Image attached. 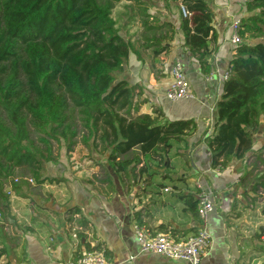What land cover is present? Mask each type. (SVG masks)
I'll use <instances>...</instances> for the list:
<instances>
[{"label": "trees", "instance_id": "obj_1", "mask_svg": "<svg viewBox=\"0 0 264 264\" xmlns=\"http://www.w3.org/2000/svg\"><path fill=\"white\" fill-rule=\"evenodd\" d=\"M122 1L133 3L141 26L134 40L121 34L112 17ZM150 1L0 0L1 221L9 215L11 196L32 183L28 176L35 186L64 181L45 172L48 163H58L61 154L55 149L62 146L68 155L81 144L104 156L126 189L152 184L155 175L163 179L156 184L164 187L163 181L172 178L162 170L172 165L173 143L188 147L195 121L167 119L154 103L149 112L142 111L148 103L143 88L119 77L130 56L142 59V51H147L155 58L171 49L174 26L149 11ZM170 1H179L178 8L190 14L181 15L182 45L196 59L200 73L207 75L217 45L210 0ZM244 4L247 15L240 18L238 30L242 42L233 44L235 55L229 59L213 130L203 137L209 165L216 170L246 157L260 125L264 133V0ZM263 164L259 152L252 170ZM99 166L103 175L95 178L110 189L112 174ZM257 172L261 174L251 187L256 196L260 187L264 191V169ZM180 198L198 218L197 196ZM170 234L186 235L176 230ZM5 250L0 247V258Z\"/></svg>", "mask_w": 264, "mask_h": 264}, {"label": "crops", "instance_id": "obj_2", "mask_svg": "<svg viewBox=\"0 0 264 264\" xmlns=\"http://www.w3.org/2000/svg\"><path fill=\"white\" fill-rule=\"evenodd\" d=\"M209 5L212 9L210 1ZM159 7L163 12L160 21H171L174 26L170 51L155 58L147 55V51H142V59L130 56L119 77L143 88L148 103L143 105L142 111L149 112L150 103H154L162 108L167 119L195 121V131L187 140L188 147L183 142L172 147L177 154L172 161L180 170L184 169L181 175L186 176L183 177L195 176L202 187L212 193L214 209L203 225L180 198L186 194L196 196L194 186H130L126 189L114 180L110 189L109 186H93L84 176V170L67 168L66 156L61 155L54 166L56 170L59 167L56 172L61 175L49 172L53 171L50 170L52 163L47 164L46 174L63 178L64 182L23 186L20 194L11 196L9 215L5 216V221L0 220V244L7 248L10 244L13 252L4 253L0 264H65L97 245L110 264H189L182 259L139 253L132 229L134 222L152 232L176 230L177 235L192 234V228H205L209 233V245L200 264H264V248L258 247L250 234L242 230L240 225L245 227L246 216L235 208L239 204L251 208L250 198L257 197L251 187L257 180L259 168H252L254 156L259 152L264 155L263 125L252 134V148L246 157L233 159L224 170L210 167V151L203 139L213 130L223 73L229 59L235 55L229 38L231 23L238 18L222 11L214 15L212 9L217 45L210 71L212 79L208 81L206 75L200 73L196 59L182 45V14L176 9L178 7L167 11ZM176 59L184 62L191 96L168 101L165 89L171 82L170 69ZM249 170L251 174L242 180ZM167 187L170 191L165 192ZM8 230L20 236L17 246L6 241Z\"/></svg>", "mask_w": 264, "mask_h": 264}, {"label": "rangeland", "instance_id": "obj_3", "mask_svg": "<svg viewBox=\"0 0 264 264\" xmlns=\"http://www.w3.org/2000/svg\"><path fill=\"white\" fill-rule=\"evenodd\" d=\"M171 2L172 1L170 0H165V1L164 0H152L150 2H147L149 3L148 9L158 18V20H161L160 17H162V15L160 14H162L163 12L160 9H158L157 6L158 7L161 6L159 8H164V10L166 11L170 10L174 6L178 7L179 1H177L176 3L174 2L171 3ZM165 3L166 5H164ZM210 4L212 6L214 15H216L217 12H221V11L224 12L225 14L228 13L230 15H235V17L238 19H240L244 15L245 16L247 15L245 4L243 3L242 0H210ZM132 6H133L132 2H126V1L120 2L112 10V17L115 19L117 23L116 26L120 30L121 34L127 38H131L134 40L138 37L139 32L141 30V26L139 24L137 14H135ZM176 9L180 11L179 8H176ZM244 38L245 37H243V39ZM251 41L253 42L254 40H251ZM181 62L184 66V62L182 60ZM184 70H185V67H184ZM165 99L168 101H172V100L167 99L166 97ZM171 119H178V118H171ZM179 119H183V118H179ZM177 143L176 142L173 143V146L178 145ZM57 151L59 152V154L66 156L65 161H67V168L69 169L73 168V170L75 171L84 170L85 171L84 176L86 177V179H89L92 181V184H94L93 186H108L107 184L101 183L99 180H97V178H95V175H97V177L103 175L102 168L99 166V164H102L105 167V170H107L109 174H112L111 175L113 177L112 180H114L115 182L118 181L117 177L112 172L110 166L106 163L105 157L98 155L92 150H87L81 144H77L74 147V151L70 155L65 153L66 151H65L64 146L60 147L59 150L55 149V152ZM170 154H171V164L172 165L166 170H162V171H165L166 173H170L172 178L166 179L165 181H163L164 182L163 186H171V187L194 186L196 193H197L196 186L198 183H200L201 185L202 183L198 179H196L195 176H192V178L190 176L183 177V176H186V175H181V172H184L183 171L184 169L182 168L183 170H180L179 165H177L176 162H175L176 164H174L172 161V159H174L175 156H177L174 148L170 151ZM50 166H51L50 170H53V171H49L50 173L52 174L58 173L56 171H59V167L57 168V170L54 167L56 166V163H52V165ZM258 166H259L258 167L259 170L264 169V164L258 165ZM47 171L48 170L45 169V172ZM257 174L259 175L261 174V172H257ZM58 175H61V174L58 173ZM27 178L30 181V177L28 176ZM153 180L154 182L152 184H143L140 186H158L156 184L157 181H162L163 179H161L159 175H155ZM33 184H35L34 180H32V183L30 184V186H35ZM23 186H26V185H23ZM262 189H263L262 187H260L259 189V192H261L262 195L254 197L253 199L249 197L251 199L250 201V204H251L250 206H252L251 208L249 207L243 208L242 205L240 204L235 206V208L237 210H240L241 214H244L246 216L243 222L246 221L245 227L247 228L244 229L245 227L243 225H240L241 228H243L242 230L245 231L246 234H250L249 236H251V238L254 240V243H256L258 247L264 248V239H261L258 237L259 235H262L264 233V230H263L264 228V191H262ZM168 191H170V189H168ZM7 234H8L7 235L8 237L6 241H8V243L11 242V245L15 243V246H17L20 242V236L14 235V232L11 230H8ZM258 242H260L259 243L260 245L258 244ZM0 247H1V244H0ZM4 248L6 249L5 250L6 253L13 252V250L10 247V244L8 248L6 246H4ZM258 251L260 252V250ZM259 255H261V253L257 254V256ZM260 259L263 260V257L261 256Z\"/></svg>", "mask_w": 264, "mask_h": 264}, {"label": "built area", "instance_id": "obj_4", "mask_svg": "<svg viewBox=\"0 0 264 264\" xmlns=\"http://www.w3.org/2000/svg\"><path fill=\"white\" fill-rule=\"evenodd\" d=\"M246 3L250 0H242ZM180 12L183 17H188L190 14L183 7L180 6ZM240 19H236L231 23L230 42L232 44H239L242 39L239 35ZM171 82L165 89V96L169 100H178L191 96L190 82L184 70L181 60H174L171 69ZM229 69L223 73V79H227ZM212 79V73L206 75V80ZM30 182L32 180L30 179ZM198 198L197 212L203 224L208 214L214 209V200L212 193L202 187L200 183L197 184ZM168 187L164 191H168ZM204 225V224H203ZM133 234L137 242L139 253L160 254L162 256L182 259L189 262V264H200L203 252L209 245V233L205 228L201 227L197 233L185 235L184 237L175 238L170 233L152 232L145 226L134 222L132 225ZM264 239V235L261 237ZM134 256H131L133 258ZM65 264H110L104 256L102 249H92L86 251L82 255L70 258Z\"/></svg>", "mask_w": 264, "mask_h": 264}]
</instances>
